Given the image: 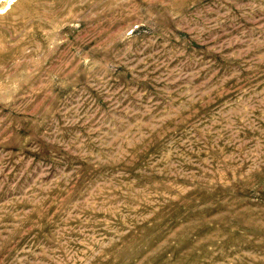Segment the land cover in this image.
I'll return each instance as SVG.
<instances>
[{
    "label": "rangeland",
    "instance_id": "obj_1",
    "mask_svg": "<svg viewBox=\"0 0 264 264\" xmlns=\"http://www.w3.org/2000/svg\"><path fill=\"white\" fill-rule=\"evenodd\" d=\"M0 264H264V0H0Z\"/></svg>",
    "mask_w": 264,
    "mask_h": 264
},
{
    "label": "bare ground",
    "instance_id": "obj_2",
    "mask_svg": "<svg viewBox=\"0 0 264 264\" xmlns=\"http://www.w3.org/2000/svg\"><path fill=\"white\" fill-rule=\"evenodd\" d=\"M9 2H10V1H9ZM9 2H8V3H9ZM2 11H3V10H2Z\"/></svg>",
    "mask_w": 264,
    "mask_h": 264
}]
</instances>
